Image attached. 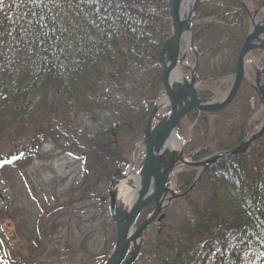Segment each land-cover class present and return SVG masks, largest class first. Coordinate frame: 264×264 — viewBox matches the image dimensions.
Masks as SVG:
<instances>
[{
  "label": "trees",
  "instance_id": "16d2710c",
  "mask_svg": "<svg viewBox=\"0 0 264 264\" xmlns=\"http://www.w3.org/2000/svg\"><path fill=\"white\" fill-rule=\"evenodd\" d=\"M263 2L209 0L198 7L191 23L198 85L235 74L239 51L250 30L249 12ZM170 3L0 0V123L10 119L14 125V120L18 130L26 133V124L31 125L28 117L38 112L49 119L45 130L51 136L71 143L76 151L87 150L80 198L74 201L69 196L68 202L62 200L63 205L55 201L49 216L41 207L39 237L46 234L50 219L51 230L60 231L69 216L64 212L72 213L74 204L88 202L90 178L97 183L111 178L128 164L131 149L143 139L152 109L162 96L158 52L170 33ZM262 67L264 70V52ZM247 90L250 96H245ZM197 92L201 100L212 96L201 89ZM254 93L252 83L243 80L228 107L186 116L178 135H183L186 120L197 123L183 153L189 162L232 149L244 140ZM228 108L240 112L226 117ZM88 120L95 125L94 133L86 132ZM229 137L230 142L220 143L219 139ZM29 150L27 147L26 152ZM195 178L194 170L178 175L182 189L177 192L187 190ZM203 191H207L204 197L195 199V193ZM172 203L184 204L188 211L175 227L165 223L167 214L161 227L160 219L144 232L141 255L149 257L147 264H264V133L244 154L220 160L205 170L193 191ZM146 216L143 210L137 225ZM156 225L159 229L150 236ZM100 226L92 230V239H97L90 264H102L114 244L108 215ZM85 247L84 240L70 245L67 254L86 255ZM37 254V249L20 253L18 260L9 253L10 260L5 261L26 264ZM52 259V264L65 262L60 252ZM0 264H5L1 258Z\"/></svg>",
  "mask_w": 264,
  "mask_h": 264
},
{
  "label": "rangeland",
  "instance_id": "374dc122",
  "mask_svg": "<svg viewBox=\"0 0 264 264\" xmlns=\"http://www.w3.org/2000/svg\"><path fill=\"white\" fill-rule=\"evenodd\" d=\"M253 10L255 11L256 8ZM261 18L262 15L258 14L256 18L257 23L261 21ZM181 48L182 52H187L183 63V67L186 69H181L182 74L185 78L189 79L195 58L187 50L188 46L184 38L181 41ZM260 68L259 55H255L254 53L250 57L248 56L245 59V78H247V81L254 82V79L257 77L261 78V81H264ZM232 77L211 83L204 82L202 83L203 86L198 85V89L211 93V102H218L230 88L233 81ZM250 93L247 90V95L245 94V96H250ZM250 98L249 110L252 112V116L247 122L249 130L246 135L256 133L263 123V108L259 93L252 94ZM163 103L161 102L160 104ZM233 110L234 108H228L225 113L226 117L240 112ZM167 113L168 107L161 106L156 113L154 121H157L156 118L160 119L166 116ZM28 120L31 122V125L26 124V133L18 130L14 120H12L14 125L11 124L10 119L0 123V254H2L0 258L3 263L11 264L9 261H5V258H10V256L8 257L9 253L20 260V253L25 254L26 252H31L33 249H37L38 254L34 260L30 259V262L26 264H52L54 261L52 258L57 256V252H60V256L65 261L64 264H90L93 261V259L90 261L91 256L94 255L92 247H96L95 239H97V236H94V239H92V230L94 232L95 230H99L102 218L108 215L106 186L110 178H107L108 180L104 179V181L99 179L102 182L97 183L98 181L95 182L94 177H91L89 184L86 185L88 202L85 205H81L80 203L74 204V211L72 213L66 210L64 213L69 215L67 223L64 226L61 225L62 229L58 232L56 230L57 233H55V230H51L54 224L50 223V219V222H47L46 234L43 237H39V232L36 229L38 226L37 221L42 217L41 207L46 208L47 211L45 213L49 216L52 209L56 207L55 201L60 200V204H62V200L68 202L69 196L73 197L74 201L78 197L80 198L78 192L85 187L83 171L86 168L84 159L87 150L78 149L76 151L71 143L67 145L61 138L51 136L52 132L45 130L49 124V119L43 117L38 112L28 117ZM185 123L183 124L184 131L181 137L185 141H188L191 130L197 123L195 121L187 123V120ZM217 129L220 131L222 127L218 126ZM86 130V132L91 133H94L96 130L95 125L90 120L87 122ZM35 131L38 133L36 134ZM199 134L200 132H198ZM228 134L230 135V132ZM231 140L232 137H229L227 141L219 139L222 144ZM141 141L142 139L137 143ZM176 145H179L178 142H174V146L168 145V149L171 152L176 149L180 150V147H176ZM27 147H30L31 152L30 150L26 152ZM21 152H24L25 156L20 158ZM143 154L144 146L142 144L137 145L134 149V154L129 160L131 164L121 169V175L135 172L141 163ZM187 168V166L178 164L173 169L168 182L174 190L178 191L182 189V186L178 184L177 177L187 172ZM195 173L197 176V171ZM174 174L177 176H173ZM122 181L120 178L119 182ZM130 181L132 179L128 178V182ZM126 186L130 191L136 192V189H132L133 184L131 182L126 184ZM90 187L93 192L90 191ZM206 192H196L195 199L199 196L202 199ZM152 209L153 205H149L144 210L149 215ZM100 210L103 212H100ZM187 211L188 209L184 204L175 205L172 203L169 210L165 209L162 212L161 220L163 221L165 216L169 214L168 219L164 221L169 227H175L179 225ZM164 221L160 226H154L149 235L151 236L153 230L159 229L164 224ZM57 224H60V221H57ZM66 227L70 229L65 230ZM112 237L115 241V226L113 223ZM83 240L86 244L87 254L79 256L70 253L71 256H68L67 248L70 245L77 246ZM101 242H103V237L99 239V243ZM145 256L141 255L140 250L135 264H147L146 261H148L149 257L146 258Z\"/></svg>",
  "mask_w": 264,
  "mask_h": 264
},
{
  "label": "water",
  "instance_id": "95a60500",
  "mask_svg": "<svg viewBox=\"0 0 264 264\" xmlns=\"http://www.w3.org/2000/svg\"><path fill=\"white\" fill-rule=\"evenodd\" d=\"M207 0H171L170 5V35L158 53L161 63V80L163 100L170 108V113L160 119L156 125H152L157 111L154 108L148 121L145 137L141 143L144 146V154L138 169L126 175H121V169L115 171L106 186L108 197V215L115 226V242L113 248L103 264H134L138 258L142 245V236L147 228L158 218L172 201L186 197L199 181L202 173L218 161L235 155L245 153L251 144L264 133V88L260 85V78H256V91L259 93L263 108V123L261 128L252 136L243 140L237 147L218 153L198 163H188L184 160L182 152L169 151L164 159H159V152L168 141H178L176 128L179 122L190 112H215L227 107L235 98L241 82L245 78L244 60L253 50H264V17L260 24H256L255 16L258 12H264L262 7L254 12L251 18L252 29L247 36L238 54L236 71L233 82L223 98L218 102L201 101L197 98L195 69L197 66V53L192 44L190 23L196 9ZM187 42L189 49L195 57V63L190 71V81L182 77L180 67L183 66L186 53L180 58L181 39ZM181 80L182 83L176 81ZM184 92L188 94V100L181 103ZM167 148V147H165ZM159 157V158H158ZM181 163L189 169H199L200 173L195 182L182 194H176L167 183L174 166ZM178 174V173H177ZM174 174L173 176H175ZM122 182L133 184L132 189L140 190L139 198L130 209L126 210L118 204V184ZM128 178L132 181L128 182ZM117 187V188H116ZM170 197V198H169ZM153 204V211L137 227L136 223L142 210Z\"/></svg>",
  "mask_w": 264,
  "mask_h": 264
},
{
  "label": "bare ground",
  "instance_id": "6f19581e",
  "mask_svg": "<svg viewBox=\"0 0 264 264\" xmlns=\"http://www.w3.org/2000/svg\"><path fill=\"white\" fill-rule=\"evenodd\" d=\"M177 83H182L181 80L176 81ZM188 94L187 92H184L182 97H181V103L185 102L188 100ZM168 145L174 146V141H168L165 147L160 150L159 159H164L166 155H168ZM176 147H179V145H176ZM176 154L179 153V150H175ZM118 204L124 207L126 210L130 209V207L133 205V203L139 198L140 190L135 191H130L129 188L126 186V182H121L118 184ZM170 198V197H169Z\"/></svg>",
  "mask_w": 264,
  "mask_h": 264
},
{
  "label": "flooded vegetation",
  "instance_id": "af4514ba",
  "mask_svg": "<svg viewBox=\"0 0 264 264\" xmlns=\"http://www.w3.org/2000/svg\"><path fill=\"white\" fill-rule=\"evenodd\" d=\"M260 64H261V66H262V62H260ZM30 152H31V150H30Z\"/></svg>",
  "mask_w": 264,
  "mask_h": 264
}]
</instances>
